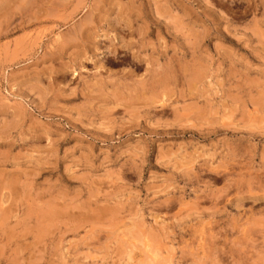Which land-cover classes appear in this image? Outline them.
I'll return each instance as SVG.
<instances>
[{"label": "rangeland", "instance_id": "1", "mask_svg": "<svg viewBox=\"0 0 264 264\" xmlns=\"http://www.w3.org/2000/svg\"><path fill=\"white\" fill-rule=\"evenodd\" d=\"M0 264H264V0H0Z\"/></svg>", "mask_w": 264, "mask_h": 264}, {"label": "bare ground", "instance_id": "2", "mask_svg": "<svg viewBox=\"0 0 264 264\" xmlns=\"http://www.w3.org/2000/svg\"><path fill=\"white\" fill-rule=\"evenodd\" d=\"M130 14V13H129ZM85 19H86V17H85ZM90 24V23H89ZM107 25V24H106ZM82 26V25H81ZM83 27V26H82ZM123 27V26H122ZM76 28H77V26H76ZM84 28V27H83ZM118 30V29H117ZM77 31H79V29L77 30ZM68 36V35H67ZM196 36V35H195ZM66 37V36H65ZM75 37V36H74ZM67 38V37H66ZM65 39V38H64ZM100 40L101 39H97L96 41H94V44L95 45H97L98 46V43L100 42ZM90 44H91V42H90ZM93 44V43H92ZM91 44V45H92ZM97 46H95L96 48L95 49H97ZM100 46V45H99ZM101 47V46H100ZM113 47V46H112ZM88 48H89V46H88ZM127 48V47H126ZM105 51V50H104ZM77 52V51H76ZM86 53V52H85ZM80 54V53H79ZM55 55V54H54ZM74 56V55H73ZM131 59V58H130ZM131 62V61H130ZM132 63V62H131ZM168 64V63H167ZM173 64V63H172ZM186 64V63H185ZM157 65V64H156ZM200 65V64H199ZM158 66V65H157ZM161 66V65H160ZM185 68V67H184ZM193 68V67H192ZM186 70V69H185ZM200 70V69H199ZM193 71V70H192ZM195 72V71H194ZM197 73V72H196ZM195 73V74H196ZM159 74H161V73H159ZM184 75V74H183ZM181 78V77H180ZM162 79V78H161ZM97 88H98V86H97ZM116 92V91H115ZM135 92V91H134ZM132 97V96H131ZM199 110V109H198ZM200 112V111H199ZM194 114V113H193ZM263 184V183H262ZM214 195V194H213ZM217 198V197H216Z\"/></svg>", "mask_w": 264, "mask_h": 264}]
</instances>
